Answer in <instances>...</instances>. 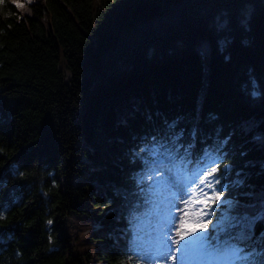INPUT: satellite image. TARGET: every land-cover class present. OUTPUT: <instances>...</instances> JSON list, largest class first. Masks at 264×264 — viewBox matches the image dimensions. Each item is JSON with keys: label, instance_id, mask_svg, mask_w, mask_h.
Here are the masks:
<instances>
[{"label": "trees", "instance_id": "16d2710c", "mask_svg": "<svg viewBox=\"0 0 264 264\" xmlns=\"http://www.w3.org/2000/svg\"><path fill=\"white\" fill-rule=\"evenodd\" d=\"M256 137L264 0L0 3V264H139L160 198L145 161L177 143L171 170L234 164L225 196L249 203Z\"/></svg>", "mask_w": 264, "mask_h": 264}, {"label": "snow or ice", "instance_id": "6c2138e0", "mask_svg": "<svg viewBox=\"0 0 264 264\" xmlns=\"http://www.w3.org/2000/svg\"><path fill=\"white\" fill-rule=\"evenodd\" d=\"M192 135H196L195 130ZM182 136L183 130L175 133L173 140L180 141ZM256 139L264 142V137ZM180 147V144L173 143L171 148L159 154L161 159L145 161L149 165L147 179L163 178L162 186H170L184 207L175 208V214L168 221L172 228L164 229L155 243L141 241L136 257L139 264H197L205 260L212 264H264V230L259 234L255 231V225L264 222V191L259 194L241 192L240 195L251 201L249 203H241L231 195L225 196L226 190L245 187L241 178L243 173H236L237 178L230 182L226 179L234 164L225 165L223 172L209 165L190 183L178 182L164 161L173 166L177 158L184 161L186 158L179 156ZM152 166H156L159 176L151 174ZM47 223L50 225L53 221L48 220Z\"/></svg>", "mask_w": 264, "mask_h": 264}, {"label": "rangeland", "instance_id": "374dc122", "mask_svg": "<svg viewBox=\"0 0 264 264\" xmlns=\"http://www.w3.org/2000/svg\"><path fill=\"white\" fill-rule=\"evenodd\" d=\"M22 3H20L21 5ZM23 5L19 7L22 9ZM199 170L194 171L190 176L182 174L179 169L171 170V175L175 176L176 180L183 184H188L191 180L196 178ZM156 186L158 189V193L161 198H159V209L153 214L152 220H147L146 222V232L144 234L143 241H148L155 243L157 238L162 234L164 229H171L172 224L168 221L171 218V215L175 214V208H183V203H180L178 197L175 194V191L170 188V186L163 185L162 186V178L161 180H156ZM178 226V222H177ZM175 236V233H173ZM197 264H212L211 261H199Z\"/></svg>", "mask_w": 264, "mask_h": 264}]
</instances>
